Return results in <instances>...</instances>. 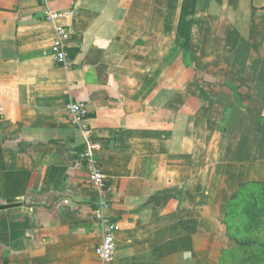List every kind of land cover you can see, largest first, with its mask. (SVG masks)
<instances>
[{
    "label": "crops",
    "instance_id": "1",
    "mask_svg": "<svg viewBox=\"0 0 264 264\" xmlns=\"http://www.w3.org/2000/svg\"><path fill=\"white\" fill-rule=\"evenodd\" d=\"M69 97L89 104L105 192ZM0 106V206L16 204L0 208V264H203L225 202L264 180V0H0Z\"/></svg>",
    "mask_w": 264,
    "mask_h": 264
},
{
    "label": "built area",
    "instance_id": "2",
    "mask_svg": "<svg viewBox=\"0 0 264 264\" xmlns=\"http://www.w3.org/2000/svg\"><path fill=\"white\" fill-rule=\"evenodd\" d=\"M66 14L72 15L73 11ZM63 15L65 14L49 9L44 13V18L55 24V36L51 46L54 59L57 63L69 68L72 65L69 51L71 30L67 25L59 22ZM68 109L71 114L72 122L81 129L84 136V147L78 154L79 160L84 162L88 167L91 183L99 190L105 192L108 188V182L107 177L103 173L101 161L99 159L102 143L97 138L96 130L88 122L90 115L89 104L69 97ZM0 111H3L2 106H0ZM109 206V196L105 193L98 199V208L96 209V216L103 231V237L96 248V253L103 262L111 261L117 251L115 234L118 230V224L115 219L105 212Z\"/></svg>",
    "mask_w": 264,
    "mask_h": 264
},
{
    "label": "rangeland",
    "instance_id": "3",
    "mask_svg": "<svg viewBox=\"0 0 264 264\" xmlns=\"http://www.w3.org/2000/svg\"><path fill=\"white\" fill-rule=\"evenodd\" d=\"M235 208L239 210L237 215L232 211ZM228 214L232 219L225 221V206L223 234L217 237L214 259H207L203 264H264L257 258L259 253L255 248L245 245L246 242H264V202L256 206L241 203L233 206Z\"/></svg>",
    "mask_w": 264,
    "mask_h": 264
},
{
    "label": "trees",
    "instance_id": "4",
    "mask_svg": "<svg viewBox=\"0 0 264 264\" xmlns=\"http://www.w3.org/2000/svg\"><path fill=\"white\" fill-rule=\"evenodd\" d=\"M264 202V180H251L242 182L238 188L232 193L231 197L225 202L226 206V220L232 219L228 212L232 209L233 206L238 207L241 203L248 205L250 203L256 206L261 202ZM261 206V205H260ZM234 215H237L239 211L237 208L232 210ZM230 217V218H229ZM247 247H254L255 250L259 253L258 259L261 258L264 262V242L255 241V242H246Z\"/></svg>",
    "mask_w": 264,
    "mask_h": 264
},
{
    "label": "water",
    "instance_id": "5",
    "mask_svg": "<svg viewBox=\"0 0 264 264\" xmlns=\"http://www.w3.org/2000/svg\"><path fill=\"white\" fill-rule=\"evenodd\" d=\"M16 204H13V205H7V206H0V208H6V207H10V206H14Z\"/></svg>",
    "mask_w": 264,
    "mask_h": 264
}]
</instances>
